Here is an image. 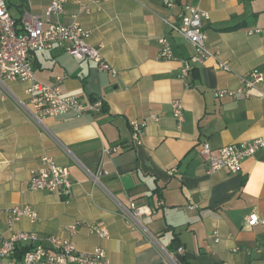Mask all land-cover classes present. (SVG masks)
<instances>
[{
  "label": "crops",
  "instance_id": "1",
  "mask_svg": "<svg viewBox=\"0 0 264 264\" xmlns=\"http://www.w3.org/2000/svg\"><path fill=\"white\" fill-rule=\"evenodd\" d=\"M5 3L17 30L32 16L43 20V28L80 24L91 32V46L102 44L101 53L117 76L99 71L92 61L73 58L59 44L33 52L30 65L38 81L52 84L61 76L63 96L103 103L99 113H66L41 124L30 116L25 84L0 85V240L15 232L44 242L56 236L73 241L81 252L103 247L109 264H161L157 248L119 216L116 200L148 206L151 214L143 217L144 225L163 248L175 253L183 248L176 255L181 264H264V150L245 158L236 173L220 169L208 174L199 155L203 142L217 154L224 146L264 138L259 93L264 81L247 97L214 96L217 90L235 89L240 76L250 71L264 76V0H178L173 8L164 7L163 0H81L49 19L48 0ZM183 5L207 13L202 22L206 45L217 54L194 65L185 81L179 78L180 69L194 50L168 25L177 23ZM87 7L89 13L84 12ZM255 29L259 32L248 34ZM160 38L169 43L171 60L159 59ZM219 61L229 70L221 69ZM175 99L183 106L180 126L172 116ZM152 115L157 121L148 120ZM144 120L141 143L133 145L130 124ZM104 147L115 152L103 155ZM44 156L68 169V202L29 188V172ZM81 166L100 172L101 186ZM14 205L32 207L39 220L23 218L9 228L1 211ZM251 215L258 224L247 227ZM73 224L79 225L70 235L67 228ZM91 225L106 227L109 237L90 233ZM34 244L19 241L2 264L19 261L21 250Z\"/></svg>",
  "mask_w": 264,
  "mask_h": 264
},
{
  "label": "built area",
  "instance_id": "2",
  "mask_svg": "<svg viewBox=\"0 0 264 264\" xmlns=\"http://www.w3.org/2000/svg\"><path fill=\"white\" fill-rule=\"evenodd\" d=\"M177 2L178 0H163V5L166 8H173ZM80 3L81 0H48L45 18L49 19L51 15L62 13L67 4L78 5ZM89 11L88 7L84 9L85 13H89ZM207 18V13L200 8L183 5L177 14V23L168 24L172 30L189 42L194 50L193 55L183 62L180 69L179 78L184 81L194 65L203 64L208 58L217 55L209 50L206 45L207 38L202 22ZM15 25L5 0H0V85L4 86V83L8 81L25 84L26 93L33 108L29 112L30 116L39 124L47 117L66 113H73L77 117L88 113H99L103 105L101 100L83 103L73 96H63L59 87L63 77H56L52 84L42 83L35 78L30 65V55L33 52L47 50L53 45L59 44L65 53L73 58L92 61L99 71L116 77V69L105 60L101 53L102 44L91 46L88 43L91 32L78 23L70 25L50 23L46 28H43V20L38 16L28 18L21 31H18ZM258 32L259 30L255 29L249 31L248 34ZM158 43L161 46L159 59L171 60L172 52L166 39L160 38ZM218 66L225 71L229 70L224 62L219 61ZM263 81L264 76L257 70H253L240 76L239 85L235 89L217 90L214 92V96L216 98L227 96L233 98L237 95L247 97L248 91L259 90ZM259 93L264 101V92L259 90ZM171 106L172 116L180 126L184 120L182 102L175 99ZM148 120L157 121V118L152 115ZM148 120L131 122V143L133 145L141 143ZM261 150H264V138L224 146L218 149L217 154H212L210 145L203 142L200 144L199 155L208 164V174L220 169L236 173L245 158L252 157ZM112 152H115L113 148L104 147L102 149L103 155H109ZM82 169L94 185L101 186L100 172L92 173L84 167ZM29 175V188L31 190L47 191L68 202L72 192V182L66 167L58 166L51 158L44 156L41 158L39 166L30 170ZM115 204L122 220L130 227L138 230L150 244L157 248L161 254V264H181L176 255L183 254V248L179 247L176 253L163 248L158 243L156 236L144 225L143 217L151 214V209L148 206L136 205L134 202L124 205L116 200ZM195 207L189 206L188 208L194 209ZM1 213L6 216L9 228H12L16 222L23 218L32 223L39 220L38 213L28 205L10 206L3 209ZM246 221L247 227L258 224L254 215L248 217ZM78 225L69 226L67 228L68 233L74 235ZM88 231L102 239L109 237L108 230L104 226L91 225L88 226ZM213 233L215 242H218V232ZM22 240H31L36 244L19 261H7L4 264H109L106 251L101 246H95L88 252H81L71 240L50 236L44 242L36 235L27 232H15L8 239L0 240V264L12 255L17 243Z\"/></svg>",
  "mask_w": 264,
  "mask_h": 264
},
{
  "label": "trees",
  "instance_id": "3",
  "mask_svg": "<svg viewBox=\"0 0 264 264\" xmlns=\"http://www.w3.org/2000/svg\"><path fill=\"white\" fill-rule=\"evenodd\" d=\"M16 24V23H15ZM16 26V25H15ZM18 31H21V30H18ZM31 249V247H27V248H24L23 250H21L22 252H21V258H22V256L27 252V251H29ZM20 258V259H21Z\"/></svg>",
  "mask_w": 264,
  "mask_h": 264
}]
</instances>
